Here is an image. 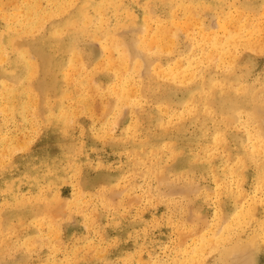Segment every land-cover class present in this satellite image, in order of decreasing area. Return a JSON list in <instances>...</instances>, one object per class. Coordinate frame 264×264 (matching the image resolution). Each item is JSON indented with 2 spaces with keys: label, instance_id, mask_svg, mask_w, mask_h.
<instances>
[{
  "label": "rangeland",
  "instance_id": "obj_1",
  "mask_svg": "<svg viewBox=\"0 0 264 264\" xmlns=\"http://www.w3.org/2000/svg\"><path fill=\"white\" fill-rule=\"evenodd\" d=\"M258 105L264 0H0V264H264Z\"/></svg>",
  "mask_w": 264,
  "mask_h": 264
},
{
  "label": "bare ground",
  "instance_id": "obj_2",
  "mask_svg": "<svg viewBox=\"0 0 264 264\" xmlns=\"http://www.w3.org/2000/svg\"><path fill=\"white\" fill-rule=\"evenodd\" d=\"M98 5V4H97ZM70 6V5H69ZM103 8V7H102ZM53 16V15H52ZM90 16V15H89ZM94 17V16H93ZM86 18V17H85ZM90 19H92L91 17H90ZM91 21V20H90ZM25 23V22H24ZM28 23V22H27ZM91 23V22H90ZM33 24V23H32ZM179 24V23H178ZM31 25V24H30ZM90 25V24H89ZM94 26V25H93ZM103 26V25H102ZM189 26V25H188ZM43 27V26H42ZM139 27V26H138ZM192 27V26H191ZM34 28V27H33ZM142 29V28H141ZM167 31V30H166ZM34 32V31H33ZM96 32V31H95ZM122 32V31H121ZM138 32V31H137ZM164 32H165V30H164ZM164 32H162V33H164ZM117 34H118V32H116ZM30 34V33H29ZM250 34V33H249ZM170 35V34H169ZM168 35V36H169ZM172 35V34H171ZM170 35V36H171ZM74 36V35H73ZM120 36V35H119ZM162 36V35H161ZM164 36H166V34H163V38H164ZM168 36H166V37H168ZM169 36V37H170ZM173 36V35H172ZM172 36L170 37V38H172ZM22 37V36H21ZM168 37V38H169ZM100 38V37H99ZM162 38V39H163ZM18 39H21V38H18ZM122 39H124V38H122ZM115 40V39H114ZM125 40V39H124ZM146 40V39H145ZM252 40V39H251ZM151 41H153V39L151 40ZM169 41V40H168ZM234 41V40H233ZM237 41V40H236ZM18 42V41H17ZM20 42V41H19ZM230 42V41H229ZM261 42V41H260ZM16 44V43H15ZM20 45V44H19ZM19 45H17L18 47H19ZM127 45V44H126ZM125 45V46H126ZM16 46V45H15ZM153 47H155V46H153V44H152V48ZM252 47V46H251ZM258 47V46H257ZM151 49V48H150ZM29 50V49H28ZM27 51V50H26ZM127 51V50H126ZM177 51V50H176ZM7 52V51H6ZM131 52V51H130ZM130 52H128L129 53V55H130ZM123 53H124V51H123ZM132 54H133V56L135 55L133 52H132ZM31 55V54H30ZM109 55V54H108ZM124 55H125V53H124ZM123 55V56H124ZM127 55V54H126ZM129 55L127 56V58L129 57ZM211 55V54H210ZM28 56V55H27ZM114 56V55H113ZM122 56V57H123ZM135 57V56H134ZM140 57V56H139ZM34 58V57H33ZM112 58V57H111ZM110 58V59H111ZM125 58H126V56H125ZM130 58H133V57H130ZM129 58V59H130ZM215 58V57H214ZM128 59V60H129ZM237 59V58H236ZM112 60H114V59H112ZM125 60V59H124ZM131 61H132V59H130ZM31 61V60H30ZM84 62V61H83ZM112 62V61H111ZM130 62V61H129ZM238 62V61H237ZM113 63V62H112ZM123 63H125V62H123ZM123 63H121L120 65H123ZM127 63V62H126ZM134 63V62H133ZM140 63V62H139ZM146 63V62H145ZM144 63V64H145ZM114 64V63H113ZM235 64V63H234ZM26 65V64H25ZM138 65V64H137ZM140 65V64H139ZM36 66V65H35ZM39 66V65H38ZM128 66H129V64H128ZM247 66V65H246ZM121 67V66H120ZM125 67H127V65L125 66ZM181 67V66H180ZM137 68V67H136ZM228 68V67H227ZM236 68V67H235ZM74 70V69H73ZM76 71V70H75ZM136 71H138V70H136ZM69 72V71H68ZM123 72V71H122ZM37 73V72H36ZM231 74V73H230ZM35 75V74H34ZM190 75V74H189ZM188 74H187V76H189ZM31 76H33V74L31 75ZM141 76V75H140ZM67 77V76H66ZM69 77V76H68ZM164 77V76H163ZM189 78V77H188ZM187 78V79H188ZM195 78H196V76H195ZM142 81V80H141ZM140 81V82H141ZM205 81V80H204ZM147 83V82H146ZM145 83V84H146ZM186 83V82H185ZM232 84H233V82H232ZM31 85H32V83H31ZM141 85V84H140ZM220 85V84H219ZM142 86V85H141ZM140 86V87H141ZM139 87V88H140ZM143 87V86H142ZM138 88V89H139ZM145 89V88H144ZM222 90V89H221ZM245 91V90H244ZM248 91V90H247ZM35 92V91H34ZM152 92V91H151ZM227 92V91H226ZM251 92V91H250ZM253 92V91H252ZM120 93V92H119ZM240 93V92H239ZM238 93V94H239ZM241 93H243V89L241 90ZM117 94H118V92H117ZM123 95H124V93H122ZM141 94V93H140ZM211 94V93H210ZM245 94H246V91H245ZM213 95V94H212ZM122 96V95H121ZM209 96V95H208ZM211 96V95H210ZM130 97H131V95H130ZM212 97V96H211ZM251 97V96H250ZM255 97V96H254ZM257 97H258V95H257ZM129 98V97H128ZM127 98V99H128ZM199 98V97H198ZM195 99H196V97H195ZM250 99H252V98H250ZM261 99V98H260ZM49 100V99H48ZM122 100V99H121ZM207 103L209 102L210 104H212V105H214V101L212 102V100H211V98L209 99V98H207ZM258 100V99H257ZM263 100V99H262ZM129 101V100H128ZM132 101V100H131ZM193 101V100H192ZM255 101V100H254ZM39 102V101H38ZM143 102V101H142ZM203 102V101H202ZM227 102H230V100L229 101H227ZM252 102V101H251ZM110 103V102H109ZM126 103H128L127 101H126ZM205 103V102H204ZM232 103V102H231ZM202 104V103H201ZM206 104V103H205ZM259 104V103H258ZM263 104V103H262ZM57 105V104H56ZM125 105V104H124ZM139 105V104H138ZM209 105V104H208ZM207 105V106H208ZM200 106V105H199ZM203 106V105H202ZM211 106V105H210ZM227 106V105H226ZM231 106V105H230ZM259 106L260 105H258V107H256V109H255V113L252 115V114H250V115H252V118L253 119H255L257 122H258V124H257V129L256 130H253V131H255V133H254V139H256V144H258L259 146L258 147H260L261 149H263L264 148V130H263V128H264V123H263V116L260 114V111H264V109H262V107L261 108H259ZM263 106V105H262ZM209 107V106H208ZM107 108V107H106ZM202 108V107H201ZM189 109V108H188ZM212 109V108H211ZM234 108H232V110H233ZM38 110V109H37ZM206 111H207V109H205ZM135 112H136V110H134ZM228 111V110H227ZM134 112V113H135ZM214 112V111H213ZM249 113V112H248ZM262 113V112H261ZM39 114V113H38ZM121 114H123V112L121 113ZM137 114V113H136ZM222 115V114H221ZM231 115H234L233 113L231 114ZM249 115V116H250ZM120 116V115H119ZM187 116H188V114H187ZM236 116V115H235ZM248 116V115H247ZM248 116V117H249ZM227 117V116H226ZM238 118V117H237ZM251 118V119H252ZM116 119H118V118H116ZM236 119V118H235ZM36 120V119H35ZM233 120V119H232ZM249 120H250V118H249ZM254 120V121H255ZM67 121V120H66ZM251 121V120H250ZM253 121V120H252ZM255 121V122H256ZM232 122V121H231ZM116 124V123H115ZM114 124V125H115ZM118 124V123H117ZM256 124V123H255ZM227 125H228V123H227ZM110 126V125H109ZM117 126V125H116ZM167 128V127H166ZM251 129V128H250ZM109 132H111V131H109ZM108 132V133H109ZM251 134V133H250ZM104 136V135H103ZM250 136H252V135H250ZM108 139H110V138H108ZM251 139V138H250ZM253 139V138H252ZM134 140V139H133ZM254 143V142H253ZM256 144H255V148H256ZM257 147V148H258ZM260 149V150H261ZM256 151H258L257 149H255ZM262 152V151H261ZM263 152H264V149H263ZM179 154V153H178ZM149 158V157H148ZM188 159V158H187ZM143 164V163H142ZM226 171V170H225ZM260 174H261V172H260ZM238 175V174H237ZM157 177L156 178H159V176L158 175H156ZM164 177V176H163ZM163 177H161L160 176V179H162ZM165 178V177H164ZM221 179V178H220ZM169 180V179H168ZM162 181V180H161ZM165 181V180H164ZM159 183H161L160 181H159ZM167 183V182H166ZM165 184V183H164ZM179 184V183H178ZM167 186H168V184H166ZM158 187V186H157ZM169 190V189H168ZM83 193V192H82ZM244 193H245V191H244ZM228 195V194H227ZM185 196V195H184ZM241 201V200H240ZM240 203V202H239ZM252 204V203H251ZM39 208V207H38ZM255 209H256V206H255ZM18 210V209H17ZM254 211H256V210H254V208H253V213H254ZM14 213V212H13ZM12 213V214H13ZM248 213H250V212H248ZM252 213V214H253ZM58 214V213H57ZM251 214V213H250ZM252 216V215H251ZM222 217V216H221ZM248 218V217H247ZM19 219V218H18ZM221 219V218H220ZM249 222V221H248ZM247 225V224H246ZM219 228V227H218ZM220 229V228H219ZM218 232V231H217ZM237 234V233H236ZM235 234V235H236ZM233 235V234H232ZM227 237V236H226ZM237 237V236H236ZM222 238V237H221ZM223 238H224V236H223ZM227 238H229V237H227ZM233 238V237H232ZM239 238V239H238ZM237 239V241L235 242H233V244H231V246H228L227 247V249L226 250H224V252L222 253V254H220L221 256H223L224 257V261H223V263L224 264H244V263H246L245 261L247 260V259H249V258H251L252 256H251V248H252V244L256 241V236H252L249 240H247V241H243L240 237H238ZM235 239V238H234ZM259 239V238H258ZM233 240V239H232ZM209 241V240H208ZM225 241H226V239H225ZM224 241V242H225ZM33 242V241H32ZM213 242V241H212ZM222 242V241H221ZM223 242V243H224ZM229 242H230V239H229ZM227 243V242H226ZM229 244V243H228ZM213 245H215V244H213ZM225 245V244H224ZM224 247V246H223ZM219 248V247H218ZM225 248V247H224ZM222 251V250H221ZM221 253V252H220ZM208 254V253H207ZM186 255V254H185ZM206 257V256H205ZM223 257H221V258H223ZM177 260V259H176ZM244 261V262H243ZM183 263V262H182ZM189 264V263H188Z\"/></svg>",
  "mask_w": 264,
  "mask_h": 264
}]
</instances>
